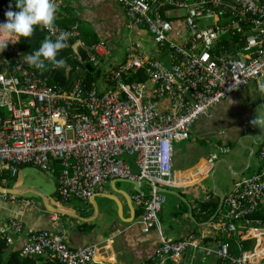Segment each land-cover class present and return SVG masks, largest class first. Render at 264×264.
Segmentation results:
<instances>
[{
    "label": "built area",
    "instance_id": "built-area-1",
    "mask_svg": "<svg viewBox=\"0 0 264 264\" xmlns=\"http://www.w3.org/2000/svg\"><path fill=\"white\" fill-rule=\"evenodd\" d=\"M118 2L126 29H145L159 52L165 49L167 60L131 40L123 60L104 73L109 86L101 90L98 82L87 88L80 78L68 88L50 85L24 56L0 52L1 185L8 188L23 166L54 175L56 195L64 201H87L114 179L146 183L149 191L133 197L142 210L137 224L143 233L156 230L159 241L143 264H181L190 250L215 254L220 264H264V222L254 218L264 203V146L259 171L236 181L222 212L209 221L220 234L216 250L204 246L196 232L168 238L159 220L166 202L159 187L175 181L173 144L187 140L194 124L211 118L221 100L264 77V0ZM62 31L68 33L66 42L81 39L77 23L55 25L46 34L54 39ZM86 49L88 64L98 69L105 43ZM140 70L147 81L130 82ZM0 198L20 199L2 193ZM21 202L35 205L32 198ZM23 229L20 220L8 218L0 224V237L9 245L10 235ZM230 239L257 243L251 251L231 254ZM20 254L58 264H104L96 259L95 244L72 247L47 229L31 233Z\"/></svg>",
    "mask_w": 264,
    "mask_h": 264
},
{
    "label": "crops",
    "instance_id": "crops-1",
    "mask_svg": "<svg viewBox=\"0 0 264 264\" xmlns=\"http://www.w3.org/2000/svg\"><path fill=\"white\" fill-rule=\"evenodd\" d=\"M57 7L65 16L76 19L85 47L105 43L106 52L98 68L103 74L123 60L125 47L130 40H139L145 51L156 58L165 61L168 58L153 45L145 29H126L125 10L118 0H57ZM97 84L101 90L109 86L104 75ZM259 89H264L262 78L251 81L241 91L221 100L213 108L211 118L202 117L194 124L187 140L173 144L175 181L174 186L167 188L178 192L182 199L166 194L159 220L168 238L180 239L190 232H196L204 237V246L216 250L220 234L209 221L198 222L193 214L199 212L197 206L208 196L211 199H225L236 181L259 171L258 154L264 146V132L249 123L255 113L264 114V96ZM22 168L17 174L21 178L17 179L16 176L8 184V188L20 192L16 195L20 199L12 201L0 198V224L14 217L24 226L20 234L10 235V252H20L31 233L47 229L64 233V240L72 247L95 244L96 259L104 264H143L154 254L159 241L158 232L141 231L137 221L142 210L134 200V223H126L131 219L133 210L131 212L123 194L124 191L130 192L133 198L136 193L133 186L123 182H116L113 186L111 183L114 180H110L95 194L97 197L93 204L90 198L87 201H64L56 195L55 177L51 180L54 188L44 184L45 189L40 186L43 185L41 182L38 185L25 180ZM146 189L149 191L145 183L141 190L147 193ZM33 191L43 193L52 206L70 215L48 213L42 199ZM105 195H111L120 202L121 218L116 204L104 198ZM24 198H32L35 205L25 206L21 202ZM103 207H108L106 220ZM261 211H264V203ZM235 240H229L231 251L237 250L233 254L239 252L238 241L236 243ZM48 260L39 257L36 264H47ZM181 264H220V261L215 254L190 250Z\"/></svg>",
    "mask_w": 264,
    "mask_h": 264
},
{
    "label": "trees",
    "instance_id": "trees-1",
    "mask_svg": "<svg viewBox=\"0 0 264 264\" xmlns=\"http://www.w3.org/2000/svg\"><path fill=\"white\" fill-rule=\"evenodd\" d=\"M9 3L10 0H0V16L3 18V20L5 19L4 12L8 9ZM11 3L14 6L15 0H11ZM61 12L62 11H60L59 8L57 7L55 25L68 28L73 24H75L76 19L74 17H67ZM45 37H49L46 34V29L38 27L34 30L32 37L30 38L22 37L19 43H16L13 46L8 45L7 48L4 50V54L7 57H10L12 54H16V53L25 56L31 53L33 50L37 49L41 41ZM161 52L165 55V49H163ZM57 58L58 59L62 58L64 60L63 67L57 68L56 66L51 65L48 62H45L46 64L45 69L36 70L35 68H33V70L36 73L48 77L50 85H61L64 88H68L75 79L80 78L82 80V83L87 88H91L93 84H96L98 82V80L101 78V75L102 76L104 75L99 69L95 68L91 64L90 65L93 70L92 71L87 70L83 64H81L77 59H75L71 48L67 45H65V47L62 50H60ZM77 67H79L78 71H76ZM146 81H147V76L145 75L143 70L138 71L136 74L130 77V82H146ZM13 180H14L13 178L10 179V181ZM219 205H220V200L218 198L200 203L197 206L200 212L193 214L195 220L198 222L199 221L208 222L210 220L211 221L216 220L220 212H222L223 210L222 208L221 211L218 213V215H216L219 209ZM254 218L264 222V211L258 212L254 216ZM235 241L236 243L238 241V244L242 246L243 250H251L255 245V240L253 239L252 240L236 239ZM36 259L37 258L34 259L23 258L20 255V252H10L9 245L7 244L6 240L0 237V264H36ZM47 264H58V263L50 259L47 261Z\"/></svg>",
    "mask_w": 264,
    "mask_h": 264
},
{
    "label": "clouds",
    "instance_id": "clouds-1",
    "mask_svg": "<svg viewBox=\"0 0 264 264\" xmlns=\"http://www.w3.org/2000/svg\"><path fill=\"white\" fill-rule=\"evenodd\" d=\"M57 5L54 0H15L9 3L4 12L5 19L0 21V52L7 46L19 43L20 39L32 37L36 28L52 29L55 26ZM54 39L45 37L39 47L23 57L24 61L36 70H43L45 62L63 67L64 60L58 59V54L66 45L68 33L53 34ZM264 96V89H259ZM250 125L264 132V114L255 113Z\"/></svg>",
    "mask_w": 264,
    "mask_h": 264
},
{
    "label": "water",
    "instance_id": "water-1",
    "mask_svg": "<svg viewBox=\"0 0 264 264\" xmlns=\"http://www.w3.org/2000/svg\"><path fill=\"white\" fill-rule=\"evenodd\" d=\"M66 45L69 46L73 52L74 55H76L78 58H79V61L81 64H83L85 66V68L89 71H92V67L90 64H88L87 62V58H88V55H87V49L86 47L83 45V42L81 39H77V40H72V39H69L67 42H66ZM262 81H264V78H262ZM214 172H216V170H214ZM213 172V174H214ZM116 182H123V183H126V184H129L131 186H133V189L135 192H142L141 190V187L143 185L142 182H138V181H128V180H122V179H114V181H112L111 185L115 186ZM35 192V191H33ZM159 192H162L164 194H170V195H173L175 196L177 199H182L181 195L172 190V189H168V188H164V187H159ZM0 193L2 194H8V195H19L20 192H18L16 189H11V188H5L1 185L0 183ZM43 201V205H44V208L46 209V211L50 214H56V215H70L68 212H66L65 210L63 209H60V208H56L54 206H52L49 201H48V198L46 196H44L43 193L41 192H35ZM125 194H123V197L125 198L129 208L131 209V212L133 210V213H131V219L129 221H126V223H134V220H135V213H134V203H133V198L131 196V193L130 192H127V191H124ZM24 193H21V195H23ZM119 194V193H117ZM97 196H92L90 198V202L91 204L94 203V200ZM104 198L108 199V200H111L113 201L117 208H118V215L119 217L121 218V215H120V210H121V204L120 202L113 196L111 195H105ZM93 202H92V201ZM223 205H224V198H221L220 199V205H219V209L216 213V215H218V213L221 211V209L223 208ZM96 209V207H95ZM103 217L104 219L106 220L108 217H107V213H108V207H103ZM85 221H91V220H85ZM113 223H116V220H113ZM53 234L56 236V237H59V238H64V233L62 232H59V231H53Z\"/></svg>",
    "mask_w": 264,
    "mask_h": 264
},
{
    "label": "rangeland",
    "instance_id": "rangeland-1",
    "mask_svg": "<svg viewBox=\"0 0 264 264\" xmlns=\"http://www.w3.org/2000/svg\"><path fill=\"white\" fill-rule=\"evenodd\" d=\"M178 13H182V12H178ZM211 21L212 20H207V22L208 23H211ZM131 41V40H130ZM24 174H25V176H26V178H25V180H30L31 182H35V183H42L43 185H40V186H42V187H44L45 189H46V187L44 186V184L46 185V186H48V185H51L52 186V188H54V186H53V182L51 181V180H53V175H51V174H49V173H47V172H44V171H41L40 169H38V168H36V167H33V166H23V168H22V170H21ZM18 177H20L21 178V176H17V179H18ZM12 179V178H11ZM13 179H15V178H13ZM14 181V180H13ZM13 181H10V183L11 182H13ZM39 185V184H38ZM146 191H148L147 189H146ZM165 212H166V209H165ZM203 214V213H202ZM219 216V215H218ZM217 217V216H216ZM210 222H213V221H210ZM245 240H248V239H245ZM250 240H252V239H250ZM253 240H255V245H254V247L256 246V243H257V241H256V239H253ZM237 247H238V249H239V252L238 253H241V252H248V251H251V250H253L254 249V247H253V249H251V250H243L242 249V246L240 245V244H238L237 245ZM229 252L231 253V254H233V252L234 253H236L237 252V250H234L233 252L231 251V249L229 248ZM218 259V258H217ZM219 260V259H218Z\"/></svg>",
    "mask_w": 264,
    "mask_h": 264
},
{
    "label": "bare ground",
    "instance_id": "bare-ground-1",
    "mask_svg": "<svg viewBox=\"0 0 264 264\" xmlns=\"http://www.w3.org/2000/svg\"><path fill=\"white\" fill-rule=\"evenodd\" d=\"M21 255V254H20Z\"/></svg>",
    "mask_w": 264,
    "mask_h": 264
}]
</instances>
